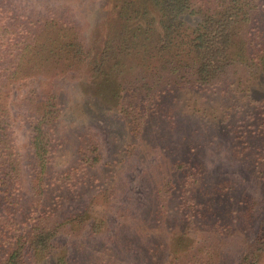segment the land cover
<instances>
[{"label": "trees", "instance_id": "1", "mask_svg": "<svg viewBox=\"0 0 264 264\" xmlns=\"http://www.w3.org/2000/svg\"><path fill=\"white\" fill-rule=\"evenodd\" d=\"M110 2L113 15L105 44L92 60L82 30L67 8L47 5L43 12H28L11 0H0V264H39L55 253L59 234L78 238L88 223L92 234L108 228L103 211L94 213L84 203L74 205L91 189L88 174L97 159L86 146L79 149L78 162L54 146L66 107L56 86L61 74L91 67L98 96H105L128 118L165 96L204 101L253 98L249 82L264 64L263 0ZM32 77L52 82L47 91L35 89L29 98L32 160L27 173L15 151L9 93L14 84ZM243 83L248 85L246 92ZM261 128L264 135V124ZM260 140L264 147V139ZM258 151L254 150L256 157ZM261 162L264 165V155ZM198 173L190 172L194 183L191 189L184 186L189 190L178 202L189 215L183 230L191 232L194 226L204 236L199 247L196 243L183 254L182 262L177 258L168 264H219L223 243L229 239L241 240L245 247L239 264H264V215L257 204L252 199L243 208L216 211L206 209L205 203L198 205L194 187ZM69 204L73 205L68 208ZM143 229L142 233L138 228L134 240L126 236L115 246H105L90 262L121 264L122 254L136 249L144 256L143 264H164L163 237L147 246L140 238L149 229ZM65 258L64 254L58 262L66 264Z\"/></svg>", "mask_w": 264, "mask_h": 264}, {"label": "rangeland", "instance_id": "2", "mask_svg": "<svg viewBox=\"0 0 264 264\" xmlns=\"http://www.w3.org/2000/svg\"><path fill=\"white\" fill-rule=\"evenodd\" d=\"M11 1L28 12H43L42 8L47 5L67 8L68 16L82 30L92 60L103 50L113 15L110 0ZM92 71L87 67L85 71L68 72L56 79L58 94L64 98L66 107L54 136V146L61 153L67 150L75 161L79 149L86 146L88 154L97 159L88 174L92 187L85 190L83 201L78 200L79 204L74 205L84 203L94 213L103 211L108 228L92 234L88 223L78 238L59 234L55 239V253L39 264H61L58 259L64 254L66 264H92V255L105 246H115V241H125L126 236L134 240L138 228L142 233L143 228L149 229L140 238L147 246L163 237L164 264L177 258L182 262L183 254L196 243L199 247L204 236L194 226L191 232L183 230L189 215L178 202L182 192H187L194 183L190 182L189 175L193 170L199 172V182L194 185L198 190V205L205 203L206 209L216 211L226 206L243 208L253 199L264 215L261 162L264 147L260 140L264 139L261 128L264 64L249 82L253 98L240 95L204 101L165 96L156 98L147 109H136L137 118L134 113L128 114L131 118L126 117L105 96H98L92 84ZM51 80L27 78L14 84L9 93L15 151L27 173L32 160L29 98L35 89L45 92L49 85L51 88ZM247 86L243 83L241 89L246 92ZM136 107L130 108V112ZM258 148L256 157L257 151L253 153ZM187 184L189 189L184 187ZM167 196L175 199L167 200ZM225 243L222 244L224 258L219 264H239L245 254L242 241L229 239ZM144 261V256L132 249L122 254L121 264H143Z\"/></svg>", "mask_w": 264, "mask_h": 264}]
</instances>
